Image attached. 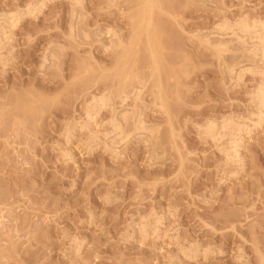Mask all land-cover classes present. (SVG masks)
Listing matches in <instances>:
<instances>
[{
	"label": "rangeland",
	"instance_id": "obj_1",
	"mask_svg": "<svg viewBox=\"0 0 264 264\" xmlns=\"http://www.w3.org/2000/svg\"><path fill=\"white\" fill-rule=\"evenodd\" d=\"M74 1L0 0V264H264V0Z\"/></svg>",
	"mask_w": 264,
	"mask_h": 264
},
{
	"label": "bare ground",
	"instance_id": "obj_2",
	"mask_svg": "<svg viewBox=\"0 0 264 264\" xmlns=\"http://www.w3.org/2000/svg\"><path fill=\"white\" fill-rule=\"evenodd\" d=\"M73 1V0H72ZM79 1V0H78ZM78 1L77 2H75L74 4L76 5V3H78ZM80 4V3H79ZM78 4V5H79ZM39 7V6H38ZM38 7H37V9H33L34 11H32V12H35L36 10H38ZM31 8V7H30ZM33 8V7H32ZM31 10V9H30ZM29 11V10H28ZM37 12V11H36ZM247 19V18H246ZM3 23H5L4 25H6V26H8L9 25V23L11 24L13 21H11L12 19L10 18V19H8V17L6 18V17H4L3 18ZM249 22H248V20H244V19H242V20H240V22L239 23H237V24H235V25H231V24H229V23H227V21L223 24V25H219V27H217L216 28V31L218 32V33H225L226 31H228V30H231L232 32H233V34L235 35V32H241V33H243V32H246V33H248V34H252L253 33V30L255 31V29H256V27H253L252 28V25H255L254 23L252 24V25H249L248 24ZM251 23V22H250ZM2 24V23H1ZM13 24V23H12ZM3 25V26H4ZM10 26V25H9ZM13 26V25H12ZM11 26V27H12ZM5 27V26H4ZM11 27H9V28H11ZM6 28V27H5ZM8 28V27H7ZM255 28V29H254ZM8 30V29H7ZM5 30L3 29V28H1V26H0V40H1V38H3L4 37V35H5ZM254 34H257L256 35V38H257V40L258 41H260L259 43L260 44H262L263 45V48H262V56H263V58H264V32L263 33H261V34H258L257 33V31L256 32H254ZM7 35V34H6ZM5 35V36H6ZM115 37V36H114ZM255 38V39H256ZM5 39V38H4ZM210 42V41H209ZM1 43H3V41H0V44ZM222 43V42H221ZM210 44V43H209ZM224 44V43H223ZM2 45V44H1ZM212 46V45H211ZM1 47V46H0ZM2 48H4V47H2ZM217 49V48H216ZM255 49V48H254ZM261 49V48H260ZM254 51V50H253ZM256 51H258V50H256ZM261 51V50H260ZM261 54V53H260ZM233 73V72H232ZM239 77V76H238ZM240 78V77H239ZM124 96H126V95H123L122 97H124ZM107 97V96H106ZM106 97H98V96H96V97H93V99L90 101V104H89V106H88V108H87V111H86V116H85V126L87 127V128H89V126H90V124L92 123V121L94 122V120L97 118V116L100 114V112L104 109V108H106L107 106H108V103H109V98H106ZM121 99V98H120ZM256 99L258 100V103H259V111H258V113L256 114V117L258 118V122L256 123V124H260V123H262V121L264 120V88H262V89H260L257 93H256ZM125 100H127V98L125 99H122V102L121 103H125L126 101ZM110 104V103H109ZM123 114V113H122ZM121 114V115H122ZM123 116H126L125 114H123ZM140 118V117H139ZM138 118V119H139ZM115 119V118H114ZM117 120V119H116ZM114 121V120H113ZM112 121V124L114 123ZM141 121L142 120H140L139 119V122L137 121V123H139V124H141V126H139V127H142V123H141ZM251 121V120H250ZM75 124V123H74ZM115 124V123H114ZM138 124V125H139ZM225 123H221V124H218V123H216V122H211L210 124H209V126H208V124L206 125V127H205V130H206V133L208 134V135H211V136H224V134H226V129L227 128H231V129H233V130H237V131H243V130H245V131H248V129H249V126L246 124V123H243V124H241V123H237V122H235V121H233V120H229V122L227 123V125H224ZM76 125L77 124H75V126L74 127H76ZM114 126V125H113ZM117 126V125H116ZM115 126V127H116ZM85 127V128H86ZM139 127H137V130H139ZM141 129V128H140ZM74 130V129H73ZM73 130L71 131V130H69V134H72L73 133ZM143 219V218H142ZM145 219V218H144ZM141 221V220H140ZM145 222H146V220H144ZM140 223H142V221L140 222ZM158 224H159V222H158V220L156 221V223H155V227L157 228L158 227ZM141 226H139V227H142L141 228V230H144L145 228H146V225H148V224H146V223H143V224H140ZM140 229V228H139ZM141 230H139V231H141ZM143 232H146V231H143ZM142 232V233H143Z\"/></svg>",
	"mask_w": 264,
	"mask_h": 264
}]
</instances>
